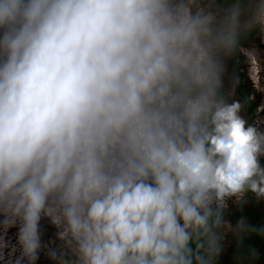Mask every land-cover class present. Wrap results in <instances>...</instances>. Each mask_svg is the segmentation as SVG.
Masks as SVG:
<instances>
[{"label": "clouds", "instance_id": "clouds-1", "mask_svg": "<svg viewBox=\"0 0 264 264\" xmlns=\"http://www.w3.org/2000/svg\"><path fill=\"white\" fill-rule=\"evenodd\" d=\"M257 40L264 0H0V264H264Z\"/></svg>", "mask_w": 264, "mask_h": 264}, {"label": "rangeland", "instance_id": "rangeland-1", "mask_svg": "<svg viewBox=\"0 0 264 264\" xmlns=\"http://www.w3.org/2000/svg\"><path fill=\"white\" fill-rule=\"evenodd\" d=\"M256 44L261 49V56L264 57V44L258 43V40L256 41ZM240 59L242 61L243 57H240ZM241 67H245V66L241 63L239 68ZM262 76H264V73H262ZM241 80L243 81L241 85L243 87V90L247 93V97L249 95L255 96L254 99L249 100V103L251 105V110L247 107V111H246L247 116L251 120H256V119L264 120V93H256L254 91V89L251 86V82L247 80V76L245 73H241ZM262 83H264V80H262ZM41 264H46L43 258L41 260Z\"/></svg>", "mask_w": 264, "mask_h": 264}, {"label": "trees", "instance_id": "trees-1", "mask_svg": "<svg viewBox=\"0 0 264 264\" xmlns=\"http://www.w3.org/2000/svg\"><path fill=\"white\" fill-rule=\"evenodd\" d=\"M239 66H240V64L236 65V67H238V68H239ZM237 92H238L240 98L247 99V93L243 90L242 85H240V87L237 89ZM247 107L251 110V105H250L249 101L247 103ZM245 211H246V214L251 218H254V219L260 218V211L258 209L248 208ZM249 244H251L252 246H260V242L258 240H255V239L249 241ZM231 254L232 253L230 250L229 256H231ZM263 257H264V251H262V258Z\"/></svg>", "mask_w": 264, "mask_h": 264}, {"label": "flooded vegetation", "instance_id": "flooded-vegetation-1", "mask_svg": "<svg viewBox=\"0 0 264 264\" xmlns=\"http://www.w3.org/2000/svg\"><path fill=\"white\" fill-rule=\"evenodd\" d=\"M258 43H259V41H258Z\"/></svg>", "mask_w": 264, "mask_h": 264}]
</instances>
